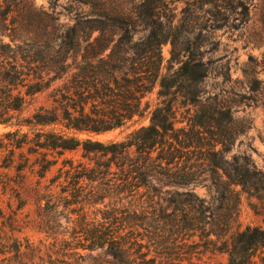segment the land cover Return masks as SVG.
<instances>
[{"label":"rangeland","instance_id":"obj_1","mask_svg":"<svg viewBox=\"0 0 264 264\" xmlns=\"http://www.w3.org/2000/svg\"><path fill=\"white\" fill-rule=\"evenodd\" d=\"M84 1L0 0V67L11 70L12 57L34 59L32 66L42 67L39 62L51 55L54 39L76 19L94 17L98 10L115 13L116 17L134 13L137 18L128 22H133V41H138L147 36L148 30L142 24L143 16L137 14L142 12L147 17L153 7L155 26L168 32V41L161 46V74L177 70L186 56L201 61L206 68V77L197 85L199 96L194 105L187 104L182 93L176 92L174 129L189 131L196 113L214 117L210 132L218 134L224 129L225 135L231 132L233 137L229 150L217 155L216 161L226 167L236 159L248 166L258 190L234 187L238 197L234 206L232 199L224 203L218 200L229 195H221V185L216 190L212 174L202 175L188 187L172 186L155 175L149 178L148 189H140L142 196H136L160 199L165 213L175 205L169 207L166 201L172 194L188 210L198 206L190 197H198L205 212L203 218L216 209L218 217L206 229L216 231L218 236L199 235L189 230L190 222H184L177 241L179 256L173 263L226 264L227 254L220 249L234 233L247 227L264 229V0H212L206 4L198 0H91L94 6ZM62 83L55 81L49 88L25 97L22 107L11 111L7 122H0V264H66L68 252L55 240L81 228L97 227L103 221L102 211L110 208L111 197H117L114 189L126 173L113 164L104 168L108 156L101 153L86 154L81 148L64 152L38 149L40 133L69 134L60 124L41 127L29 122L40 108L53 106V95ZM6 90L0 83V107ZM19 91L24 89L13 88L12 95ZM157 92L155 85L142 101L147 107L143 115L125 126L74 136L104 145L125 140L132 131L149 124L150 112L159 102ZM222 110L229 112L232 122L217 114ZM219 149L225 150L223 146L216 147ZM195 155L196 165H202L200 151ZM46 161L56 163L40 177ZM202 169L200 166L198 171ZM221 175L218 171L215 178ZM78 191L82 193L79 198L74 196ZM226 217L231 224L224 232L222 219ZM75 258V264H120L103 248L78 251ZM251 264H264V249L257 252Z\"/></svg>","mask_w":264,"mask_h":264},{"label":"trees","instance_id":"obj_2","mask_svg":"<svg viewBox=\"0 0 264 264\" xmlns=\"http://www.w3.org/2000/svg\"><path fill=\"white\" fill-rule=\"evenodd\" d=\"M90 1L84 3L90 4ZM198 1L206 4L212 0ZM149 10L147 17L142 12L137 14L139 18L143 16L142 24L148 30L147 36L138 41H133V22H128L137 18L134 13H120V17H116L115 13L98 10L94 11V17L76 19L54 39L51 55L39 62L42 67L32 66L36 63L34 59L25 61L17 57H12L11 70L0 67V83L8 88L0 107V122H7L9 113L18 111L25 97L62 80L53 95V106L40 108L29 122L41 127L60 124L69 134L40 133L36 143L38 149L64 152L81 148L86 154L108 156L104 168L113 164L126 171L114 189L117 197H111L110 208L102 211L103 221L97 227L81 228L70 232L66 238L55 240V244L68 252L66 264L77 263L75 254L78 251L95 248L105 249L120 264H174L175 257L179 256L177 249L181 248L177 245L181 226L186 221L190 222L189 230L199 232V235L218 236L216 231L206 229L218 217L216 209L206 208L211 212L203 218L205 212L201 210L202 201L198 197H190L198 202V206L188 210L182 202L178 204L172 194L166 200L169 207L175 204L170 213H165L160 199L137 197L140 189L147 188L149 178L155 175L172 186L188 187L196 184L202 175L212 174L216 190L221 185V195L225 192L229 195L218 200L224 203L232 199L234 206L238 203L234 187L258 190L248 166L236 159L226 167L216 161L217 155L229 150L233 137L231 132L225 135L224 129L218 134L210 132L209 128L216 120L214 117L196 113L189 131L174 129L176 92L182 93L187 104L194 105L199 96L197 85L206 77V68L201 61L186 56L179 61L177 70L161 74V46L168 41V32L155 26L156 14L153 7ZM126 23L130 25L127 27ZM155 85L158 86L159 102L150 112L149 124L135 129L125 140L104 145L74 136L109 132L141 117L147 109L142 101ZM13 88L24 91L12 95ZM217 114L224 116L227 123L232 122L227 110L217 111ZM205 132L211 137L207 138ZM217 146H223L225 150H216ZM196 151H200L202 165L195 163ZM55 163L46 161L40 177ZM200 166L203 169L198 171ZM218 171L222 175L215 178ZM89 180L94 181L95 177H89ZM81 195L78 191L74 196L79 198ZM187 195L193 196L192 193ZM230 224V217L222 219L224 232L229 230ZM262 249L264 229L247 227L234 233L220 250L227 254L226 264H251Z\"/></svg>","mask_w":264,"mask_h":264}]
</instances>
